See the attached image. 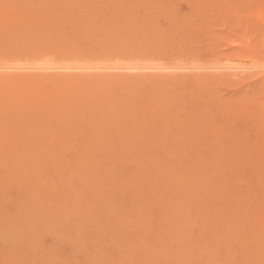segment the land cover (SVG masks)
I'll list each match as a JSON object with an SVG mask.
<instances>
[{"label":"bare ground","instance_id":"1","mask_svg":"<svg viewBox=\"0 0 264 264\" xmlns=\"http://www.w3.org/2000/svg\"><path fill=\"white\" fill-rule=\"evenodd\" d=\"M148 1L150 3L147 7L145 3ZM96 7L99 10H96ZM148 9L154 13L149 18L146 17ZM162 10L165 14L161 16L162 24H158L154 19ZM221 20L230 26L226 27L227 29L241 35L220 34V31V35H217L212 27L214 22ZM140 31L146 33L141 43L149 42L150 46H154L161 42L162 47L163 44L166 45L163 49L168 52L176 50L177 53L189 44V53L194 50L199 54L198 58L193 56L194 52L190 55L196 60L193 68L210 69V73H198L205 78L202 77V81L199 78L193 83L186 78L183 82L185 88L196 87L190 98L184 92L175 93L176 88L162 91L157 87L159 90L154 88L152 92L149 89L150 92L143 91V85L146 83L152 82V85L156 86L154 82L156 83L160 75L173 79L177 76L175 70L190 68L187 66L189 63H182V58V62L172 63L150 61L146 64L139 60L140 63L134 62L130 65H126L129 62L123 63L122 69L129 70L127 73L135 69L164 70L165 73L160 72L158 78L155 72L154 75L148 72L150 75L147 76L145 70L143 71L144 77L153 76L155 80L144 78L143 74L141 78L142 71L138 74L140 79L134 80L132 76H138L134 71V75L132 72V75L128 74L132 80L127 78L126 73V78L122 77L124 75H116L118 78L104 77L97 80H94L92 75L82 76L86 74L82 72L80 75L64 76L60 73L48 77L50 70L93 69L83 61L73 62L71 59V62H65L66 58L56 62L48 54L46 56L49 58H40L38 60L41 61L38 62L30 60L25 63L22 59L20 62H14V65L0 63V163L6 161L4 166L9 168L7 172L18 176L36 171L41 173L46 165L55 166L59 160L57 153L69 147L72 140L69 138L70 131L64 129L65 131L54 134L51 129L66 128L76 123L75 126H81L83 130L88 128L85 132L89 134H85L86 140L91 141L88 145L90 147L86 146L91 149V153L87 150L90 153L86 160L88 163L95 165L103 156L109 159L108 155H111L113 158L118 154L117 148L122 147L121 150H127H123L125 154H121L120 150V157L123 155L122 158L128 156L131 160L133 157L138 161H148L146 165H153L155 168L153 176L165 172L182 181L181 177L185 176L192 181L190 183H195L191 188L187 187L188 195L183 194L184 199L190 197L187 198L188 203L181 202L182 198L178 199L181 203H173L178 207L182 204L181 208L185 211L176 213L168 212V209L167 212L175 215L174 228L179 225L181 236L197 235L196 230L201 232V235L195 238L202 248L200 253L197 252L198 260L200 259L202 264H264V0H0V52L7 48H18L26 50L25 53L28 54L24 56L28 57L32 50L41 48L50 54V51L78 52V46L88 47L89 44L93 47L105 45L108 50L126 48V45L129 47V44H135L132 42L138 38L135 35ZM188 34L190 39L185 43ZM177 37L180 39L176 40ZM91 40L95 41L94 45ZM221 41L231 48L232 45L235 47L238 44L243 47L244 52L237 53L234 50L232 57L224 56L218 51L221 48L219 43L220 46L223 45ZM184 55L186 54L181 56ZM205 56H208L209 60L201 62V58ZM189 59L191 61V57L187 61ZM118 65L117 68H120ZM192 75L194 80L196 73ZM216 81L220 85L223 84L221 86H226L224 84L227 82L230 86L233 81L240 86L234 87L236 91L228 90L222 94V87L218 86ZM172 82L175 84L174 80ZM200 83L206 85L205 90H200L197 85ZM137 86L142 91H137ZM217 87H221L222 92L219 88L216 90ZM44 89H47V92L42 91ZM118 91L123 93L117 94ZM66 104L71 117L68 112L61 110ZM64 114L66 121H56ZM92 116L100 120L96 121V117L91 118ZM166 116H170L171 120H166ZM55 123L56 126H53ZM53 135L59 137L58 142L51 141L50 137ZM78 150L77 152L80 151ZM140 165H137V169ZM149 165L148 167L152 168ZM37 166H40L41 170H35ZM105 167L110 168L107 164ZM93 168L96 167L90 169ZM160 168L167 170L161 172ZM71 178L70 180L75 179L74 176ZM146 178L148 180V177ZM128 179L131 180L132 176ZM154 180L156 179L153 177L150 179V187H153ZM180 191L183 193V190ZM204 199H208V202ZM163 217L165 215L161 219ZM167 220L171 221V218ZM148 227L150 228L149 225ZM184 241L182 240L183 245ZM189 241V245L185 241L188 251H195L194 239ZM151 245L153 246V243ZM217 249L219 255L213 257V252ZM176 257L180 259L179 256ZM157 259L154 257V260ZM180 263L178 261V264Z\"/></svg>","mask_w":264,"mask_h":264},{"label":"rangeland","instance_id":"2","mask_svg":"<svg viewBox=\"0 0 264 264\" xmlns=\"http://www.w3.org/2000/svg\"><path fill=\"white\" fill-rule=\"evenodd\" d=\"M149 3H150V1L145 3V5L148 7ZM95 9L99 10L98 7H96ZM164 12L165 11L162 10V12L157 14V17L154 19L158 24H162L160 20H161V16L163 14H165ZM153 14L154 13L150 9H148V12L146 13V17L148 16L147 18H149V16L150 15L152 16ZM222 24H223V26H222ZM224 24H226V25H224ZM226 27L229 28L230 26H227V23L224 21L222 22V20H221V22L219 21L218 23L214 22V25L212 28L214 29V31H216L217 35L227 34V33L228 34L232 33V35H235V36L241 35L240 33L233 31V30H232L233 32H231V29L229 30ZM225 28L227 31L225 30ZM219 31H220V34H219ZM183 34L185 35V33H183ZM136 36L138 37V38H136L137 40L135 39V42H132L135 44H129L130 45L129 47H127V45H126V48H118V49L110 48L109 50H108V48H105V45H103V46L102 45L101 46L94 45L95 41H92V40L91 41H92V44L94 45V47L90 44L88 45V47L86 45L81 46V47L78 46V48H77V49H79L78 52L76 50L71 51V52L66 51L65 53H61L59 51H50L51 52V54H50L41 48L38 50H32V53L29 54L30 56L28 55V57H26L27 55L24 56L25 54H28V53H25L26 50H19L18 48H7L6 50H4V52H0V63H3V62L10 63V64L13 63L12 65H14L15 64L14 62H20V61H22V59H24L23 62H25V63L30 61V60L38 62V61H41V60H38L40 58L46 59V58H49V56H52L51 59H55L56 62L64 61V59H66V58L67 59L65 60V62L66 61L71 62V59L73 62L74 61L75 62L83 61L86 63V65L92 66L93 69L92 68L87 69L88 71L87 70H84V71H80V70H50L49 75H47L48 77L49 76L54 77L55 74H60V73H63L64 76H66V75L70 76V74L72 76V74L80 75L82 73L83 74L86 73L85 75H82V76H86V75L91 76L92 75L95 77L94 80H97L98 78L104 79V77H106V78H110V77L111 78H118L122 75H124L122 77L126 78V76H127V78L132 80L130 78V76L128 77V74L132 75L131 72L133 73V71H134V73H137L136 75H138L139 72L141 73V71H142L140 76L143 74L142 75L143 77H144L145 73H146V75L147 74L150 75L151 73L154 75V72H155V75L157 76L156 78H158V75H160V72L165 73V71L164 70L163 71H161V70L157 71L156 69L150 68L149 70L148 69L147 70H145V69L130 70V72L127 73V71H129V70L122 69L123 68L122 66L127 62H129V64H126V65H130L131 63L133 64L134 62L140 63L139 61H141V62L144 61L146 64L150 63V61L151 62L155 61L156 63L160 62V61L172 63V62H176V61L179 62L182 59L185 60V58H186L185 61L183 60V62L182 61L181 62L182 63H189V64H187V66L190 68L192 67L191 69L187 68V69H183V70L178 69L179 71L175 70L177 72V76H176V78L172 77L173 79H169L168 77H163L162 75H160L159 79H156V83L154 82V84H156V86L152 85L153 84L152 82L146 83L145 85H143V86H145L143 91L148 92L150 90L152 92L154 90V88H156V90H159V88H160L162 91L168 90L170 88H172V89L176 88L175 93L184 92L185 95L188 94L187 97H189V98L192 95V93H194L196 91V87L186 86L187 88H185V83H183V82H185V80H187V79H190V80H192L190 82L193 83L194 81L197 82V80H199V78H200V81H202L201 80L202 77L203 78H205V77H204V75L201 77V74H198V73H204L205 71H208L210 73V69L198 70V69L193 68V66L196 65L194 63L196 60L195 61L193 60L194 59L193 56L196 57L199 54L195 53L196 51L193 50L194 55H193V52H191L193 56H190L191 53H189V50L187 49L190 46L189 44L184 46L186 49L184 47H182L181 50L179 49L178 53L176 52V50H172V51L169 50V52H168L167 49H163V47H166V45L164 46V44H163V47L161 46L162 44L160 45L161 42L156 43L154 46H150L149 42H144V43L142 42L141 43V41H143V39H145V37H146V33H144L143 31H140L137 35H135V37ZM154 36H155V34H154ZM186 38H185L186 39L185 43L186 42L188 43V41L190 39V35ZM175 39L179 40L180 37H177ZM133 40H134V38H133ZM138 40L140 42H136ZM183 40H184V38H183ZM190 42H191V40H190ZM222 43L224 46L223 45L220 46V43H219V47H221V48L218 51L222 52L224 54V56L232 57L233 56L232 51H234V50L237 53L238 52H242V53L244 52L243 47H241L238 44H236L235 47H233L234 45H232V48H231L225 42H222ZM135 46L137 48H135ZM82 47H84V48H82ZM219 47L217 46V48H219ZM237 47H240V48H237ZM74 48H76V47H74ZM183 48L185 49V51ZM84 49H86V50H84ZM187 50H188L189 54L187 53ZM165 51H167V52H165ZM173 51H174V53H173ZM179 52H181V53L179 54ZM169 53L171 55H169ZM227 53H228V55H227ZM42 54H45V55H42ZM46 54H48L49 56H46ZM183 54H186V55L181 56ZM207 54H209V53H207ZM173 55H175V57ZM176 55H178V56H176ZM190 57H191V61H190V59H189V61H187L188 58H190ZM196 58H198V56ZM178 59H180V60H178ZM170 60H172V61H170ZM203 60L208 61L209 57L208 56H205V58L202 57L201 62H203ZM100 61L101 62L103 61V62L101 63ZM144 62H142V63H144ZM117 63H120V65H118ZM121 63H122V65H121ZM95 64L97 67L95 66ZM97 64H99V65H97ZM116 64L120 68H117ZM108 66H110L109 68H112V67H114V68L109 69V68H107ZM115 66H116V68H115ZM144 70H145V73H143ZM188 70H189V72H188ZM72 71H74V72H72ZM148 72L149 73L151 72V73L149 74ZM156 72H157V74H156ZM192 72L196 73V76L194 75L195 76L194 80L192 78L193 77ZM208 72H206V73H208ZM134 73H133V75H134ZM166 73H167V71H166ZM197 74L199 77H197ZM116 75L117 76L119 75V76L117 77ZM179 75L181 77H179ZM182 75L185 78L182 77ZM140 76L134 75V76H132V78H133V80L134 79H140ZM142 76H141V78H142ZM86 78H88V77H86ZM144 78H149L150 80L151 79L155 80V77H153V76L152 77H144ZM173 80H174L175 84H173V82H172ZM177 80H179L180 82ZM203 81H205V80L203 79ZM218 81H216L215 83H217ZM166 82H169V84L167 85ZM228 83L229 82L224 84L226 86H221L223 84L220 85V83L219 84L217 83L218 86H221L222 88L217 87L216 90L218 88H219L218 90H220V88H221L223 90V92L220 90L222 92V94L226 93L228 90L229 91H234V90L236 91V88H234V87H238L236 85H239V84H237V82L233 81L232 84L230 82V86H229ZM148 84H150V85H148ZM157 84L160 86H158ZM197 85L200 88V90L206 89L205 84H204L205 86L201 83L197 84ZM215 86H216V84H215ZM157 87H159V88H157ZM202 87H204V88L202 89ZM138 88L139 87L137 86V89H136L137 91H142L141 89L139 90ZM197 90H199V89H197ZM42 91L47 92V89H44ZM125 91L127 92L128 90H125ZM121 93H123V92L118 91L117 94H121ZM61 101L64 102L63 99H61ZM186 104H188V102ZM66 106H67V104L61 110L68 112L69 117H71L70 116L71 112H70V110H68V108ZM63 111H61V112H63ZM188 112H190V109H188ZM61 116H63V117H60L62 120L58 118V120H56V121L60 122V121H66L67 120V119H65V114L61 115ZM95 117L92 116L91 118H95ZM96 118L98 119V117H96ZM96 118H95L96 121L100 120V119L97 120ZM166 120H168V121L171 120V117L166 116ZM68 121L71 122V120H68ZM65 123H68V122H65ZM72 123L74 124V121ZM75 125H76V123H75ZM75 125L74 126L70 125L69 127L66 126V128L53 127V129H51V131H53L54 134L60 133V132H62V130L66 129V131H70V133H71V136H69V138L72 140V142L76 141L75 143L71 142L70 145H72V147L69 145V147L67 146L68 148L65 147V148L60 150L61 152L57 153V155H58L57 157L61 161V162L59 160L57 161L56 165L59 163L57 166L56 165L55 166L46 165V166H44L43 170H41L40 166H37L38 168L36 167L35 170H41V173L40 172L36 173L37 172L36 171L35 173H26L23 176H18L16 174H12V173L7 172L9 168L4 166V164L7 163L6 161L5 162L3 161L4 163L1 162L2 164L0 163V264H146V263H148V264H157V263L158 264H178V261L180 263L181 259H182L181 260L182 263H180V264H184V263H186V264H196V263L202 264L200 262L201 260L200 259L198 260L199 254L197 255V252L200 253L202 248H200V243H198L197 239L195 238L197 236L199 237L201 235V232L199 230H196L197 235L196 234H191V235L185 234V236H184V234H183V236H181L179 234V230H178L179 225H176L177 229L174 228L175 222H173V221H176L175 220L176 218L174 219L173 216H175V215L172 216L170 213H168L171 211L176 212V213H178V212L183 213L185 211V210H183L184 208H181L182 204L179 207L175 206L174 204H178V202L181 203L183 201L184 202L187 201V203H188L189 199H187V198H190V197H187L184 199V197H183L185 195L184 193H186L188 195V191H186L187 187L191 188L195 183L194 182L190 183L192 181L187 179L185 176L181 177V178H183V181L179 178L181 180V182H180V180L176 179V177H173L172 174H171L172 175L171 176L168 173L163 172V171L167 170L166 168H160L161 170L159 169V171L163 172V174H159V176H158V174H156L153 176L152 172L155 171L154 170L155 168L152 167L153 165L148 164L149 166L152 167V168H149L148 165H146L149 162L144 160V159L143 160L141 159L138 161V160L134 159L133 157H132V160L130 159L131 157H128V156H124V158H122L123 155H121V157H120L119 152L121 150L120 148H122V147H118V146H117L118 147L117 148L118 154L117 153L116 154L119 155V157H117V155H116L112 158L111 155H108L110 158L108 157L109 159H107L106 156H103V157H101V159L96 161V164L98 167L95 166L96 164L95 165L90 164L86 161L88 159V156L91 153V149L90 150L88 149V147H90V146H88L89 142H91V141L89 139H88L89 142L86 140V138H87L86 135H89V134L85 133L88 131V128H85L83 130V128H81V126L78 127ZM53 126H56V123ZM76 127H78L79 129ZM57 128H58L59 132H58ZM78 130H80L79 132L83 133L84 136L82 134L80 135L79 132H75ZM73 133H75V134H73ZM80 136H82V137H80ZM83 137L85 140H83ZM73 138H74V140H73ZM50 139H52L51 141L53 143L56 140H57V142L59 141L58 140L59 137L56 135L51 136ZM80 139L82 141H86V143L85 142L83 143L82 141H80ZM77 140L80 142L78 143ZM117 141H119V140H117ZM83 146H84V148H83ZM86 146H88V147H86ZM71 148H73V149L71 150ZM109 148H111V147H109ZM77 150L79 152H77ZM87 150L90 151V153H88ZM123 150L125 151L127 149H122L121 154L126 153ZM76 152H77V155H76ZM1 155H3V154H1ZM78 155L79 156L81 155L80 158ZM85 155H87V156H85ZM82 157H83V159H82ZM115 157L117 158V161H116ZM114 158H115V162H114ZM128 159H130V160H128ZM19 162H21V161H19ZM85 164H86V166H85ZM106 164H107V166L112 168L116 173L112 169H111L112 170L111 171L110 168L105 167ZM113 164L114 165L116 164V166L114 167ZM136 164L137 165L143 164V165H140L141 167L138 168L139 171L137 169L138 166ZM99 165L101 167H99ZM92 167H96L97 169L96 168H93V170L90 169ZM87 168L89 169V171ZM157 169H158V167H157ZM96 170H97V172H96ZM102 170H104L105 172ZM108 170H110V171H108ZM3 171L5 174L3 173ZM87 174H89V175H87ZM132 174L133 175L137 174V175L133 176ZM71 176H72V178H71ZM73 176L75 179H73ZM131 176H132V179H131ZM129 177L131 180L128 179ZM133 177L135 179H133ZM146 177H148V180ZM152 177H153V179L155 178L156 180H154L155 183H154L153 187H150L149 185L151 183L149 181H150V179H152ZM166 177H168V178H166ZM171 177L173 179H171ZM70 178L73 180H70ZM97 178H98V181H97ZM169 178H170V180H169ZM162 179H164V180H162ZM64 180H66V182H64ZM128 180H129V183H128ZM168 180H169V182H168ZM67 181H70V182L72 181V182L68 183ZM164 181H167V182L164 183ZM186 182H188L189 184L188 183L186 184ZM184 183H185V186H184ZM171 184H172V186H171ZM95 185H96V187H95ZM77 186H79V187H77ZM181 186L186 188V189H183ZM160 187H162L163 189ZM179 187H181V188H179ZM180 189L183 190V193H182V191H180ZM127 190L129 191V193ZM146 190H147L148 195L146 194ZM168 190H169V193H167ZM171 191L174 193H172ZM165 196H166V198H165ZM180 198H182L183 200ZM164 199H166V200H164ZM178 199H180L181 202L178 201ZM163 200H164V202H163ZM166 201H167V203H166ZM174 201H176L177 203ZM205 201L208 202V199ZM76 205H77V207H76ZM168 205H170V207ZM167 206H168V208H167ZM168 209H169V211L167 212ZM178 209H179V211H178ZM164 215L166 218L163 217V219H161V217ZM167 218L168 219L171 218V221L167 220ZM161 222H163V223L167 222V224L163 225V223H161ZM140 225H141V227H140ZM148 225L150 226V228L148 227ZM195 225H198V224H195ZM168 226H169V228L167 229ZM171 226H172V228H170ZM147 227L149 228V230ZM195 227H197V226H195ZM146 228H147V231H146ZM140 229H142V231ZM165 230H166V232H165ZM167 230H169V231H167ZM170 232L171 233L174 232V233L171 234ZM171 237H173V238L171 239ZM184 237H186V238H184ZM191 238H193L194 242H195L194 243L195 248H196V249L194 248L195 251L194 250L188 251L187 245H189L188 241ZM141 239L143 241H140ZM174 239H175V241H174ZM184 239H186L185 241H186L187 245L185 244ZM182 240L184 241V245H186V247L183 245ZM174 242H176V243H174ZM152 243H153V246L151 245ZM155 243L158 246H156ZM159 243H161V244H159ZM171 243H172V245H171ZM181 243H182V245H181ZM164 244H166V245H164ZM196 245H198V246H196ZM201 245H202V243H201ZM156 247H158V248L156 249ZM169 249L172 251V253ZM183 249H187V250L184 251ZM154 250L156 251V253H153V252H155ZM157 252H159V253H157ZM187 252H188V255H187ZM179 253L180 254L182 253V254L180 255ZM155 254H156V256H155ZM175 254L177 256H179L180 259H178ZM150 255L158 258L157 261L154 260V257H150ZM158 255H159V257H157ZM184 255H185V257H184ZM189 255H191V257ZM193 255H194V258H193ZM215 255H219L218 249L215 250V252H213V257ZM148 258H149V260H148ZM150 258L152 260H150ZM185 258H186V260H185ZM192 258H193V260H191ZM131 259H133L134 261ZM174 260H176L175 261L176 263H174ZM149 262H151V263H149Z\"/></svg>","mask_w":264,"mask_h":264}]
</instances>
